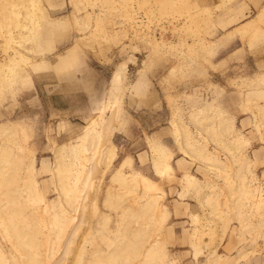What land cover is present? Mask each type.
<instances>
[{
  "label": "rangeland",
  "instance_id": "obj_1",
  "mask_svg": "<svg viewBox=\"0 0 264 264\" xmlns=\"http://www.w3.org/2000/svg\"><path fill=\"white\" fill-rule=\"evenodd\" d=\"M259 56L264 0H0V264H264Z\"/></svg>",
  "mask_w": 264,
  "mask_h": 264
},
{
  "label": "crops",
  "instance_id": "obj_2",
  "mask_svg": "<svg viewBox=\"0 0 264 264\" xmlns=\"http://www.w3.org/2000/svg\"><path fill=\"white\" fill-rule=\"evenodd\" d=\"M264 61V56L263 57H261V56H259V57H257V58H255L254 59V69L252 70V69H250V73H249V76H252V72H254L253 74H256L257 73V71H262V74H264V67L263 68H257L256 67V61H258V62H260V61ZM259 66H260V64H259Z\"/></svg>",
  "mask_w": 264,
  "mask_h": 264
}]
</instances>
